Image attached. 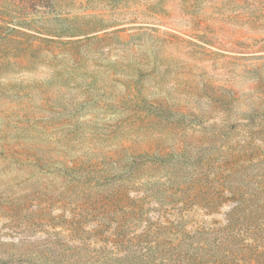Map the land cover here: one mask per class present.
<instances>
[{
    "label": "rangeland",
    "instance_id": "1",
    "mask_svg": "<svg viewBox=\"0 0 264 264\" xmlns=\"http://www.w3.org/2000/svg\"><path fill=\"white\" fill-rule=\"evenodd\" d=\"M0 264H264V0H0Z\"/></svg>",
    "mask_w": 264,
    "mask_h": 264
}]
</instances>
